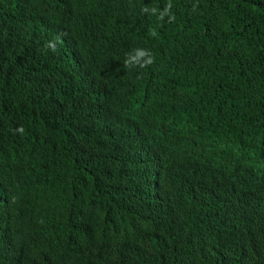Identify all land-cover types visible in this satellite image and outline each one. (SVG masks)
Returning a JSON list of instances; mask_svg holds the SVG:
<instances>
[{
    "label": "trees",
    "instance_id": "obj_1",
    "mask_svg": "<svg viewBox=\"0 0 264 264\" xmlns=\"http://www.w3.org/2000/svg\"><path fill=\"white\" fill-rule=\"evenodd\" d=\"M170 2L171 23L142 12L169 0H0V49L9 61L0 62V264H264V191L249 188L241 200L243 188L230 185L221 209L207 207L206 160L190 179L181 144L170 149L176 134L206 130L210 138L217 124L246 126L264 168V0ZM85 9L110 14L92 44L110 67L102 89L88 102L45 100L42 71L14 47L31 44L30 29L9 20L24 13L54 40L48 23ZM135 48L150 49L155 63L126 68L125 54ZM72 73L66 68L55 81ZM196 87L201 93L187 99ZM140 95L149 104L161 95L149 113L185 114L172 119L158 147L88 146L76 109L97 128L110 99ZM221 154L235 159L231 150ZM46 173L62 193L41 178Z\"/></svg>",
    "mask_w": 264,
    "mask_h": 264
},
{
    "label": "clouds",
    "instance_id": "obj_2",
    "mask_svg": "<svg viewBox=\"0 0 264 264\" xmlns=\"http://www.w3.org/2000/svg\"><path fill=\"white\" fill-rule=\"evenodd\" d=\"M142 12L156 15L157 19L164 22H174L175 16L172 13V5L165 4L163 9L158 6H145ZM110 15V14H109ZM109 15H92L91 10H81L61 22L48 23L49 29L56 38L51 40L45 34L38 33L34 29V20H31L24 13H16L11 18L10 23L26 25L30 29L31 44L24 48L14 42L15 49L21 51L29 61V67L35 73L42 71L39 83L49 86L45 100L59 99L70 101L88 102L100 89L103 81L109 72V63L106 57L93 48L92 44L101 36V26L98 23L105 21ZM77 23L80 28L72 29V24ZM152 37H157L158 32L152 29ZM3 50L0 49V62H9L2 56ZM101 53V55H100ZM155 55L150 49L135 48L125 54L123 64L128 69H144L155 63ZM72 70L66 83L58 84L55 80L64 71ZM27 81L34 78L25 77ZM196 92L201 93V88L196 87L189 90L185 96L187 99ZM161 95L149 98L152 103H147L143 95L130 100L121 102L110 99L104 111V121L109 113L112 119L106 123L104 121L99 127H94L89 115L76 109L79 114V133L82 138L88 141V146L97 144L99 146L126 145L134 148H148L147 150L158 147L163 136L168 130V125L172 119L184 113H172L169 109L159 113H149L155 100ZM168 96V94H167ZM169 100L170 97L168 96ZM171 101V100H170ZM172 102V101H171ZM64 109V108H62ZM61 110V109H59ZM256 123V122H255ZM255 123L253 125H255ZM92 129V130H91ZM87 136L88 131H90ZM252 128L246 131V126L238 125H219L213 130L212 137H204L202 134L206 130H190L185 135H174L170 141L181 144L182 168L185 167L186 174L191 178L198 176L197 168L202 160H206L205 165L209 174V185L206 195L211 199L206 203L207 207L221 209L220 198L230 185L243 188L240 199H244V194L249 188H260L264 191V168L257 162L254 148L252 147L251 135ZM23 133V127L16 129ZM235 136V138H232ZM11 148V142H10ZM231 150L234 152L233 160L225 158L221 151ZM177 153V152H176ZM93 155L90 156V173L94 170ZM48 177L49 182L53 183L56 193H62V186L53 173H46L41 178ZM6 224H0L4 226ZM256 233H252L255 236Z\"/></svg>",
    "mask_w": 264,
    "mask_h": 264
}]
</instances>
